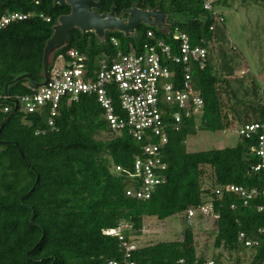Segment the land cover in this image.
I'll list each match as a JSON object with an SVG mask.
<instances>
[{
    "label": "trees",
    "instance_id": "16d2710c",
    "mask_svg": "<svg viewBox=\"0 0 264 264\" xmlns=\"http://www.w3.org/2000/svg\"><path fill=\"white\" fill-rule=\"evenodd\" d=\"M101 1L100 12L110 11L113 5L117 14L133 4L142 9L159 8L189 35L193 45L206 47V67L193 66L192 70L194 84L205 101L204 112L186 118L180 130L169 131V141L162 149L167 163L165 182L149 199L140 200L127 195V190L136 185L134 163L142 156L146 142L136 140L128 129L113 132L95 96L63 99L54 127L48 124V107L30 113L19 104L0 131V264L202 263L208 258L198 255L191 225L185 227L181 240L140 245L127 261L118 237L103 231L122 222L131 223L132 230L124 232L129 240L131 235H142L146 217L164 220L209 203L219 214L214 219V246L237 254L230 264H240L239 254L248 251L253 252V258L245 264H264V211H258L264 196L260 193L245 205L237 193L217 192L227 184L263 189L264 171L255 169L261 159L252 150L259 144L257 135L250 139L239 135L234 146L224 148L189 151L187 147L188 137L200 130L225 131L232 124L264 119V90L254 78L251 88H243L241 79L232 77L239 64L234 48L224 46V15L218 12L214 16L200 0ZM15 11L35 15L0 28L3 87L24 74H30L36 82L44 81L46 43L58 18L68 14L70 6L55 4L54 0L39 4L34 0H0V18ZM150 30L173 43L171 37L145 24L138 28L136 39L116 31L107 32L105 42H100L94 32L83 34L75 28L68 45L54 52L50 76L59 71L58 64L71 48L88 53L89 63L95 65L107 54L139 51L148 41ZM112 38L118 39V46ZM176 69L179 73L183 70L179 65ZM36 90L28 78L9 86L13 98ZM1 105L10 109L4 112L0 108V129L15 103L4 101ZM241 232L246 239L257 240L258 245L246 246V239L239 237ZM211 259L216 264H228L222 253Z\"/></svg>",
    "mask_w": 264,
    "mask_h": 264
},
{
    "label": "built area",
    "instance_id": "2783aa9c",
    "mask_svg": "<svg viewBox=\"0 0 264 264\" xmlns=\"http://www.w3.org/2000/svg\"><path fill=\"white\" fill-rule=\"evenodd\" d=\"M200 1L205 9L218 16L212 0ZM34 15L32 12H8L0 18V28ZM40 16L50 21V17L42 13ZM172 29L173 43L159 38L150 30L147 32L148 41L139 51L107 54L98 58L95 65L89 63L88 53L71 48L67 51L66 59L61 61L59 71H53L48 82L36 88L35 92L13 98L6 95L0 83V108L8 112L10 108L2 106L1 103L9 99L20 104L25 112H40L48 107V124L54 127V117L58 115L63 99L73 101L81 95L95 96L113 132L128 129L136 140L146 142L142 156L134 163L132 176L136 185L127 190V195L147 200L155 189L165 182L167 163L163 159L162 149L169 141V131L180 130L186 118L199 117L205 108V101L194 84L192 70L193 66L200 69L206 67L208 51L204 45H193L189 35L179 27L174 26ZM112 42L115 46L119 45L116 38H112ZM177 65L182 67L181 73L176 69ZM236 133L248 139L257 135L259 144L252 150L261 160L255 169L264 171V119L240 125ZM117 170H120V167H117ZM223 191L237 193L243 198L244 204L248 205L260 193L264 196V185L259 191L256 188L249 190L227 184L217 190L218 193ZM258 211H264V203L258 206ZM185 215L188 221L196 216H209L213 219L219 217V214L213 212L210 203L189 208ZM132 228L131 223L122 222L118 227L103 231L104 234L118 237L125 251V261L129 259L132 251L139 247L134 235H131L129 240L125 236L124 232ZM239 237L246 239L245 233L242 232ZM258 243L257 240H245L246 246H256ZM127 263L135 264L134 261ZM180 263H184V260L181 259ZM109 264L118 262L111 261ZM198 264L216 262L207 259Z\"/></svg>",
    "mask_w": 264,
    "mask_h": 264
},
{
    "label": "rangeland",
    "instance_id": "374dc122",
    "mask_svg": "<svg viewBox=\"0 0 264 264\" xmlns=\"http://www.w3.org/2000/svg\"><path fill=\"white\" fill-rule=\"evenodd\" d=\"M214 10L221 12L227 29V48H234L239 64L238 70L232 76L241 79L242 87H252L253 78L259 88L264 90V0H212ZM221 27V25H220ZM230 50V49H229ZM216 57V56H215ZM214 58V53H213ZM218 59V58H217ZM219 60L216 61L218 63ZM61 68L62 62L58 64ZM225 131L200 130L187 139L189 151H198L212 148L234 146L239 135L236 133L237 124H232ZM187 225L193 227L197 253L208 259L220 253L223 261L230 264L235 262L237 254H229L222 248H216L214 219L209 216H196L191 221L186 219L185 213L159 220L156 217H146L142 235H134V240L140 246L153 244L159 241H175L183 238V231ZM252 251L240 253V264L252 260Z\"/></svg>",
    "mask_w": 264,
    "mask_h": 264
},
{
    "label": "water",
    "instance_id": "95a60500",
    "mask_svg": "<svg viewBox=\"0 0 264 264\" xmlns=\"http://www.w3.org/2000/svg\"><path fill=\"white\" fill-rule=\"evenodd\" d=\"M34 2L39 4L41 0H34ZM54 3L69 5L70 12L58 18L57 23L53 27V35L46 43L43 57L44 81L36 82L30 74L21 75L4 86L6 95H10V84L25 78H28L36 88L44 86L50 76V61L54 52L68 45L72 38V31L75 28L80 29L83 34L94 32L100 42H105L107 32L116 31L124 33L127 37H134L136 39L139 34L138 28L143 24L155 27L164 35L171 37V30L175 26V20L159 8L142 9L133 4L131 7L123 9L120 14H117L114 5L110 11L100 12L102 8L101 0H54ZM8 101L14 102L15 108L1 126L0 131L16 113L18 108L17 102L12 99Z\"/></svg>",
    "mask_w": 264,
    "mask_h": 264
},
{
    "label": "flooded vegetation",
    "instance_id": "af4514ba",
    "mask_svg": "<svg viewBox=\"0 0 264 264\" xmlns=\"http://www.w3.org/2000/svg\"><path fill=\"white\" fill-rule=\"evenodd\" d=\"M42 1V0H41Z\"/></svg>",
    "mask_w": 264,
    "mask_h": 264
}]
</instances>
